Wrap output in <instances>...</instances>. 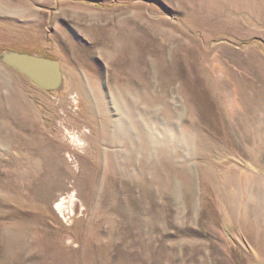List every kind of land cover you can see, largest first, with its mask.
<instances>
[{"label": "rangeland", "instance_id": "rangeland-1", "mask_svg": "<svg viewBox=\"0 0 264 264\" xmlns=\"http://www.w3.org/2000/svg\"><path fill=\"white\" fill-rule=\"evenodd\" d=\"M0 264H264V0H0Z\"/></svg>", "mask_w": 264, "mask_h": 264}, {"label": "water", "instance_id": "water-1", "mask_svg": "<svg viewBox=\"0 0 264 264\" xmlns=\"http://www.w3.org/2000/svg\"><path fill=\"white\" fill-rule=\"evenodd\" d=\"M0 63L8 66L31 80L40 89L53 91L62 86L60 63L37 54L3 50Z\"/></svg>", "mask_w": 264, "mask_h": 264}]
</instances>
